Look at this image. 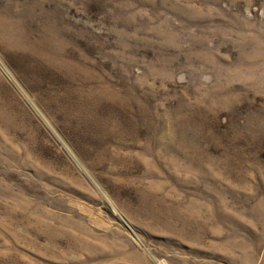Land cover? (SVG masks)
Returning a JSON list of instances; mask_svg holds the SVG:
<instances>
[{
    "label": "rangeland",
    "instance_id": "374dc122",
    "mask_svg": "<svg viewBox=\"0 0 264 264\" xmlns=\"http://www.w3.org/2000/svg\"><path fill=\"white\" fill-rule=\"evenodd\" d=\"M0 264H264V0H0Z\"/></svg>",
    "mask_w": 264,
    "mask_h": 264
}]
</instances>
